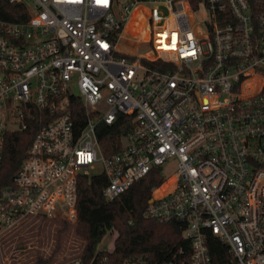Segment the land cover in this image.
I'll list each match as a JSON object with an SVG mask.
<instances>
[{
    "label": "built area",
    "instance_id": "1",
    "mask_svg": "<svg viewBox=\"0 0 264 264\" xmlns=\"http://www.w3.org/2000/svg\"><path fill=\"white\" fill-rule=\"evenodd\" d=\"M8 3L26 16L0 19V172L6 136L39 126L0 177V238L29 218L76 224L81 175L103 174L108 202L153 175L144 216L188 242L160 264H264V0ZM131 21L135 53L119 47ZM119 115L130 129L106 158L97 125Z\"/></svg>",
    "mask_w": 264,
    "mask_h": 264
},
{
    "label": "trees",
    "instance_id": "2",
    "mask_svg": "<svg viewBox=\"0 0 264 264\" xmlns=\"http://www.w3.org/2000/svg\"><path fill=\"white\" fill-rule=\"evenodd\" d=\"M25 16L26 10L23 6L0 0L1 20L17 22ZM80 115V112L74 113V118L77 119ZM38 126V122L32 121L25 132L6 136L0 172L2 184H10L11 177L24 159ZM129 129V119L123 115H119L112 126L98 123V141L104 157H110L119 149L121 138ZM157 184L158 179L149 175L136 182L118 199L108 202L102 197V189L106 185L103 174L78 177L75 203L77 224L74 234L83 242L80 255L82 264H104L103 259H106V264H123L126 259H141L149 264H160L169 260L178 250L185 251L188 248V242L182 238L178 224L161 223L144 216L147 201ZM54 220L60 223L55 234V252L69 225L57 218ZM107 233L115 234L112 249L97 252V245ZM211 251L216 263L226 254L224 247L216 241L212 242ZM51 262L52 256L37 257L34 264Z\"/></svg>",
    "mask_w": 264,
    "mask_h": 264
},
{
    "label": "rangeland",
    "instance_id": "3",
    "mask_svg": "<svg viewBox=\"0 0 264 264\" xmlns=\"http://www.w3.org/2000/svg\"><path fill=\"white\" fill-rule=\"evenodd\" d=\"M130 28L138 31L134 21ZM75 94L77 90L73 91ZM100 170L96 168L95 172ZM161 171L168 177L173 174L172 164L162 166ZM159 192H162L159 190ZM77 224V223H76ZM76 224H69V229L61 240V245L55 249V234L60 228L57 220L29 218L23 224L4 234L0 238V264H34L37 257L52 256L51 264L80 258L83 242L75 236ZM115 234L107 233L97 245L96 251H110L113 247ZM54 252V253H53Z\"/></svg>",
    "mask_w": 264,
    "mask_h": 264
},
{
    "label": "bare ground",
    "instance_id": "4",
    "mask_svg": "<svg viewBox=\"0 0 264 264\" xmlns=\"http://www.w3.org/2000/svg\"><path fill=\"white\" fill-rule=\"evenodd\" d=\"M131 23V22H130ZM130 23L128 24V26L126 27L125 29V33L122 35V38H121V42H120V48L121 50L123 51H126V52H131V53H135L136 51L132 48V45L130 47V44L127 43L126 41H130V42H133V38L134 36L136 35V31H133L131 28H130ZM129 37V38H128ZM164 190V187L160 189V191H163Z\"/></svg>",
    "mask_w": 264,
    "mask_h": 264
}]
</instances>
